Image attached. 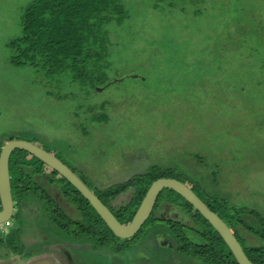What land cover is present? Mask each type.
Wrapping results in <instances>:
<instances>
[{
  "label": "rangeland",
  "instance_id": "rangeland-1",
  "mask_svg": "<svg viewBox=\"0 0 264 264\" xmlns=\"http://www.w3.org/2000/svg\"><path fill=\"white\" fill-rule=\"evenodd\" d=\"M33 1L0 0V143L12 138L43 148L97 194L131 189L126 210L141 203L155 176H171L212 204L232 228L233 208L253 231L264 232V0H121L128 19L107 26L110 84L91 91L71 79L44 80L30 67L10 63L7 45L22 34L21 17ZM148 177L152 182L142 188L137 179ZM160 197L158 207L173 205L194 218L196 228L173 224L187 238L181 243L188 249L203 245L204 223L194 211L184 202L177 206L173 197L179 196L167 189ZM43 209L48 212L44 202ZM27 214L14 223L32 235L35 227ZM153 222L158 220L148 219L139 235L162 229ZM11 227L12 222L0 225L5 234ZM239 235L246 247L261 245L255 233ZM20 237V243L31 240ZM91 237L84 256L85 246H74L77 259L113 261L112 247L105 249V258L104 244ZM54 238L58 242L57 234ZM134 238L126 241L132 244ZM91 244H98L97 252ZM180 250L160 251L143 264L203 259H188Z\"/></svg>",
  "mask_w": 264,
  "mask_h": 264
},
{
  "label": "trees",
  "instance_id": "trees-1",
  "mask_svg": "<svg viewBox=\"0 0 264 264\" xmlns=\"http://www.w3.org/2000/svg\"><path fill=\"white\" fill-rule=\"evenodd\" d=\"M128 17L129 11L121 0H34L23 11L22 34L7 45L12 52L9 58L10 63L16 68L28 66L33 71L40 73L44 80L57 79L64 82L66 79H71L72 82L79 84L87 91L95 89L98 85L106 87L110 84L106 70L110 66L109 47L111 44L107 26L112 23L121 25ZM134 76L139 77V75ZM10 140L13 139L10 138ZM3 145L4 143H0V152ZM13 154L15 156L12 158ZM28 155H30L28 152L17 149L13 151L10 161H8L10 171L12 169L15 171L11 175L14 174L15 177V199L18 201L17 222L23 219L21 214L24 212L25 206L20 202L27 189L30 188L42 201L45 200V195L32 182L34 172L26 170V167L33 165V161L38 159L33 156L27 159ZM37 173L42 172H35V174ZM153 176L155 175H149L151 178ZM149 177L146 180L139 179L141 181L137 179L142 188H144L142 184L150 181ZM170 177L157 175L152 181ZM62 182L66 184L67 181L63 178ZM62 182L60 184L66 193L74 195L71 188H67ZM145 192L146 189L142 193L145 194ZM117 194L119 193H113V195ZM206 204L217 212L212 204ZM238 211L240 210L232 208L230 220L237 229L233 228V233L240 241L249 259L254 264H264V232L253 231L254 228L249 225L248 219L244 221ZM197 213L199 214V212ZM202 219L208 227H211L206 219ZM245 231L258 235L256 237L262 240L261 245L248 244L249 246H244L239 233ZM22 232V227L19 226H15L8 234L0 231V249L3 251L10 247L14 251L13 254H22L25 250L24 245L19 244ZM204 236L209 239L210 232L204 233ZM213 237L221 244L222 250L220 258H217L213 253L210 257L211 260L215 263L227 260L232 264H237L219 234L215 232ZM244 240L246 239L244 238Z\"/></svg>",
  "mask_w": 264,
  "mask_h": 264
},
{
  "label": "flooded vegetation",
  "instance_id": "flooded-vegetation-1",
  "mask_svg": "<svg viewBox=\"0 0 264 264\" xmlns=\"http://www.w3.org/2000/svg\"><path fill=\"white\" fill-rule=\"evenodd\" d=\"M28 156L31 157L33 155L30 154ZM35 162H39V165L28 166L26 167V170L27 172L28 171L34 172L32 176V182L39 188V191H41L45 195V200L42 201L37 194L36 196L33 194L29 195V192H32V190L29 188L27 189L26 193H24L22 197L23 199L20 202V203H24L25 206L23 214L27 211L28 212L27 215L32 217L30 218L31 219L30 227H35L34 229L35 231L32 233V235H26L23 232L21 233L22 236H30L29 238L31 239L19 243L24 245L25 250L24 252H22V254L20 253H18L19 255H15L17 253L13 254L14 251L10 247H7L6 250L3 251L0 249V264H15L18 262H21L19 264H40V263L82 264L83 262L78 260L76 257L77 251L73 250L74 246L77 247L78 245H82V247L85 246L84 250H82L80 254V256H84L86 252L85 250L88 249L89 244L91 242L93 243L91 237L92 235L98 236L97 241L98 243L104 244V251L105 249H109L110 247H112L111 250H113L112 252L115 255L113 257V261H111L109 264H143V260L153 258L155 254L159 253L160 251L161 253L164 250L173 251V249L176 248L180 250L181 247H183L184 249L183 254H185L188 259L197 258V257L203 258L202 260H198V261L192 259L194 261L193 262L194 264H212L210 263L209 259L211 260L210 257L213 253L216 254L217 258L218 257L220 258L221 244H219L218 240L215 237H213V234L216 231L212 228V226L208 227L205 221L202 219L204 217L200 213L198 214L197 213L198 211L193 206H190L191 204H189L186 200L181 198V196L178 195L173 190L167 189L175 193L177 196H179V197H173L175 200L174 202L175 203L178 202V204L176 205L177 206L182 205L184 202L186 205H188L189 208H191L194 211V216H196V220H202V223H204L205 229L202 232V237L204 240L203 245L194 247L193 249H188V246L181 243L182 242L181 240L184 239L186 240L187 238L185 236L183 237V235L181 234H178L176 230H179L180 228L178 226L175 227L173 224L179 223L183 227L185 226V227L196 228V226L195 227L191 226L194 223L193 222L194 218L188 217L184 212L182 213L181 210H179L178 212L176 206L173 205L166 206L165 208L158 207L161 194L159 195L158 199H156L157 202L151 214L149 215L148 219L149 220L151 219L152 221L158 220V223L161 224L162 229L157 231L155 226L158 223L153 222L152 227L155 228L156 232L155 231L149 232L147 229V231L145 230L143 231V233L139 235L144 225L148 221L147 219L144 222L143 227H141L140 230L134 236H132V237L136 236V238L134 239L137 240L134 243L130 244L129 241L131 240L126 241L128 238L126 239L119 238L113 234V232L109 229L106 223L97 214V212L92 207V205L89 202H87L84 196L67 179H65L57 171L47 166L45 163L39 161V159ZM38 171L42 173L35 174V172ZM47 172L52 173V176L46 175ZM77 176L83 181V183L90 190H92V192L101 200V202L109 208V210L118 219V221H120L121 224L123 225L130 224L134 214L136 213L137 209L141 204L138 203V205L136 204L128 210L124 209L131 202L133 196L132 194L133 191L131 189L126 188L127 191L123 194L119 193L117 195H108V196L101 195V194H97V192L93 190V188L89 185L88 181H86L84 178L80 177L79 175ZM63 178L67 181L66 184L62 182ZM10 181H11L12 196L14 201L13 202L14 213L12 218L6 222V223L12 222V227L7 232V234L10 233L15 226H17V223L16 222L14 223V219L16 218L17 215L16 213L18 210V203H17L18 201L15 199L16 197L15 186H14L15 177L13 175L11 176V172H10ZM57 182H62V184H64L67 188L70 187L71 190L73 191L71 192L74 195H68L64 189L61 191L58 188V186H56ZM44 186H46L47 188H44ZM131 187H135V185L132 184ZM27 195H29V197L32 196L33 201L27 199ZM198 197L202 200V198L199 195ZM119 198H123V200L119 201ZM43 202L46 205L48 214L43 209ZM164 204H166V202ZM168 208L170 209V211L166 212ZM40 210H42V212H40ZM34 221H36L38 225L34 224ZM166 223H168L170 226L166 225ZM229 227L231 230L233 229L230 225ZM0 231L4 232L1 229ZM22 231H24L23 228ZM208 231L210 232V236L209 239L207 238L205 240L204 233L205 234L209 233ZM56 234L58 235V242H54L55 241L54 237L56 236ZM21 239L23 238L20 237L19 240L20 242ZM210 241L213 242L210 243ZM205 243L206 244L210 243V244L206 245ZM91 245L93 251L97 252L98 244L95 247L93 246V244ZM104 257L109 258V253L105 251ZM163 258H164V254H163ZM226 261L227 260L223 261L222 263H225ZM94 264H98V263H94ZM102 264H107V263L102 262Z\"/></svg>",
  "mask_w": 264,
  "mask_h": 264
},
{
  "label": "water",
  "instance_id": "water-1",
  "mask_svg": "<svg viewBox=\"0 0 264 264\" xmlns=\"http://www.w3.org/2000/svg\"><path fill=\"white\" fill-rule=\"evenodd\" d=\"M24 150L39 161L57 171L67 179L84 196L95 209L97 214L106 223L113 234L119 238L134 236L151 214L159 195L164 189H171L191 204L212 226L222 238L237 264H254L245 253L236 235L229 225L185 183L176 178H159L151 183L141 204L134 214L129 225H123L113 215L107 206L90 190L83 181L62 161L43 148L24 140H10L0 152V224L9 221L14 213L9 162L14 150ZM43 264V263H40Z\"/></svg>",
  "mask_w": 264,
  "mask_h": 264
}]
</instances>
